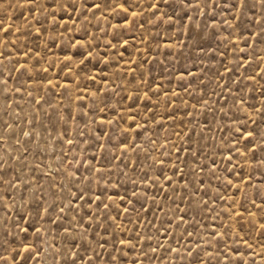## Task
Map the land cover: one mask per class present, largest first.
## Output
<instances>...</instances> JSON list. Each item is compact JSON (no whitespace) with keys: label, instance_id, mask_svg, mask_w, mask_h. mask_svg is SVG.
Segmentation results:
<instances>
[{"label":"rangeland","instance_id":"obj_1","mask_svg":"<svg viewBox=\"0 0 264 264\" xmlns=\"http://www.w3.org/2000/svg\"><path fill=\"white\" fill-rule=\"evenodd\" d=\"M0 264H264V0H0Z\"/></svg>","mask_w":264,"mask_h":264},{"label":"snow or ice","instance_id":"obj_2","mask_svg":"<svg viewBox=\"0 0 264 264\" xmlns=\"http://www.w3.org/2000/svg\"><path fill=\"white\" fill-rule=\"evenodd\" d=\"M240 2H241V5H243V3H244V0H240ZM97 7H99V5H97ZM249 135H251V134H249ZM169 179H171V178H169ZM133 194H135V193H133ZM79 198H83V196L81 195ZM99 199H100V197L99 196H97L96 197V200L97 201H99ZM121 199L123 200L124 198L123 197H121ZM104 207L105 208H107L108 206L107 205H104ZM47 211V210H46ZM127 211V210H126ZM61 212H63V208H61ZM25 251L27 252L28 251V249H25ZM76 259V257H73V260H75Z\"/></svg>","mask_w":264,"mask_h":264}]
</instances>
